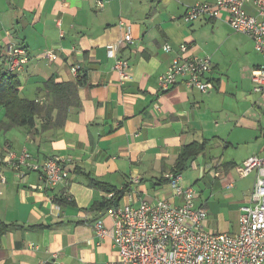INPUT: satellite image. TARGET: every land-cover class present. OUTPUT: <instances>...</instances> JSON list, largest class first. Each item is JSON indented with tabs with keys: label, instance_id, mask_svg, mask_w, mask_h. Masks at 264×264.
<instances>
[{
	"label": "crops",
	"instance_id": "obj_1",
	"mask_svg": "<svg viewBox=\"0 0 264 264\" xmlns=\"http://www.w3.org/2000/svg\"><path fill=\"white\" fill-rule=\"evenodd\" d=\"M102 1L100 8L96 0H0V47L13 44L30 56L18 73L22 97L47 102L45 82H77L74 66L86 76L81 105L64 126L42 131L38 117L33 129L0 135V219L10 225L0 264L116 263L112 239L99 243L94 229L99 220L114 226L106 193L131 184L119 205L173 200L165 176L191 144L203 151L181 175L186 185L204 186L196 205L208 212L205 230L239 231L257 173L240 178L237 168L251 156H264V97L251 77L264 57L224 19L185 23L191 6L215 0ZM247 10L254 13L250 5ZM121 23L131 29L134 44L120 49L115 44L126 32ZM166 44L173 52H164ZM181 44L192 55L211 57L210 94L182 81L160 91L158 78ZM111 48L129 62V80L115 71ZM47 50L58 56L55 62L41 58ZM25 149L39 162L60 158L68 178L50 188L40 172L23 167L19 174L9 152L19 156ZM135 175L138 184L131 183Z\"/></svg>",
	"mask_w": 264,
	"mask_h": 264
},
{
	"label": "built area",
	"instance_id": "obj_2",
	"mask_svg": "<svg viewBox=\"0 0 264 264\" xmlns=\"http://www.w3.org/2000/svg\"><path fill=\"white\" fill-rule=\"evenodd\" d=\"M96 2L100 8L104 6L102 0ZM248 5L253 7L254 13L247 10ZM204 18L224 19L234 32L249 37L256 51L264 57V0L200 2L191 6L183 19L188 24ZM121 25L126 32L115 44L120 49L134 44L131 29ZM163 50L173 52L168 44ZM109 54L116 59L114 69L122 81L129 80L132 77L129 62L117 58L114 48ZM41 58L53 63L58 56L47 50ZM29 61L30 56L23 47L13 44L0 47V75L21 73ZM212 70L211 57L192 55L188 45L181 44L168 69L158 78L159 89L169 91L182 81L189 90L210 94L215 89L208 77ZM72 72L78 77L79 67L74 66ZM251 77L254 91L264 97V65L255 69ZM36 101L44 103V100ZM8 162L19 174L23 167L40 172L50 188L62 184L69 176L60 158L39 162L27 149L19 156L9 152ZM254 171L257 173L255 186L249 204L241 209L237 233L206 231L208 212L196 205L197 191L193 185L184 183L182 175L169 173L165 178L173 200L163 197L156 203L142 201L139 205L110 207L108 215L114 226L110 229L102 220L97 221L94 229L98 242L112 239L118 250V260L112 264H264V156H251L237 168L240 178ZM139 182V176H132V184ZM1 183H6L5 177ZM114 196V192L106 193L109 200Z\"/></svg>",
	"mask_w": 264,
	"mask_h": 264
},
{
	"label": "trees",
	"instance_id": "obj_3",
	"mask_svg": "<svg viewBox=\"0 0 264 264\" xmlns=\"http://www.w3.org/2000/svg\"><path fill=\"white\" fill-rule=\"evenodd\" d=\"M86 83V76L80 73L77 82L57 83L55 78L45 82L44 90L48 95V101L43 104L36 100H30L21 96L22 86L18 73L4 72L0 75V107L5 111V119L0 120V135L16 128L33 129L36 124V118H43L42 131L62 127L73 109L80 107L79 87ZM201 147V148H200ZM204 146H195L191 144L184 148L179 157L176 168L173 171L175 175H181L187 169V162L195 157ZM168 180L164 183L168 184ZM110 189H106L108 191ZM108 192H114L113 200H109L108 207L117 206L122 201L125 194L132 192V185L125 186L121 191L113 188ZM56 203L64 204L63 199L55 198ZM10 225L0 219V247L3 237L7 234Z\"/></svg>",
	"mask_w": 264,
	"mask_h": 264
},
{
	"label": "rangeland",
	"instance_id": "obj_4",
	"mask_svg": "<svg viewBox=\"0 0 264 264\" xmlns=\"http://www.w3.org/2000/svg\"><path fill=\"white\" fill-rule=\"evenodd\" d=\"M0 114H1V117H4L5 113L3 112V109L0 108ZM194 189L197 191V194H200L201 191H204V186L200 183H196V184H192ZM216 233H219V232H216Z\"/></svg>",
	"mask_w": 264,
	"mask_h": 264
}]
</instances>
